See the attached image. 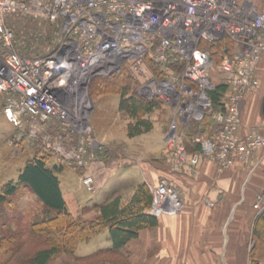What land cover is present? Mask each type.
<instances>
[{"label": "built area", "instance_id": "built-area-1", "mask_svg": "<svg viewBox=\"0 0 264 264\" xmlns=\"http://www.w3.org/2000/svg\"><path fill=\"white\" fill-rule=\"evenodd\" d=\"M32 14L52 26L53 45L46 54H25L17 47L10 18ZM228 36L232 50L214 63L202 39ZM264 54V11L236 0H0V94L7 120L16 125V141L39 138L42 151L84 169L81 185L96 188L88 171L96 158L87 143L91 138L87 85L95 75L118 73L125 63L146 80V95H157L172 108L165 135V162L173 172L194 170L202 159L218 170L231 166L234 157H252L264 148V132L241 130V102L257 90L258 62ZM147 58L162 67L154 76ZM183 65L182 71L168 67ZM59 81L61 89H47ZM227 84L224 109H212L209 91L217 82ZM43 85L39 86V83ZM210 113L219 125L213 138L194 137L200 150L189 153L184 126ZM182 126V128H183ZM55 128L53 135L49 129ZM184 129V128H183ZM71 140L73 144L66 146ZM148 212L173 215L183 208L174 184L160 177L150 185ZM256 203L264 207L261 195Z\"/></svg>", "mask_w": 264, "mask_h": 264}, {"label": "crops", "instance_id": "crops-1", "mask_svg": "<svg viewBox=\"0 0 264 264\" xmlns=\"http://www.w3.org/2000/svg\"><path fill=\"white\" fill-rule=\"evenodd\" d=\"M236 1L252 3L264 11V0ZM256 75L260 87L241 102L242 131L256 127L264 132V54ZM118 103L112 115L103 110L99 122L93 126L89 122L99 142L97 146L87 142L88 150L96 155L88 170L95 178L94 192L80 185V173L72 165L61 164L56 172L70 212L94 219L100 213L98 206L111 197L119 195L127 203L139 184H156L163 176L174 184L183 208L173 215L154 216L147 207L143 212L153 221L137 227L121 245H116L106 226L81 241L75 257L60 254L47 264H264V207L256 203L257 195L264 200V148L252 157L235 156L231 166L223 170L204 158L194 170L173 172L164 158L168 127L159 119L160 114L152 116L150 131L129 137L128 120L115 127L120 114L124 115ZM167 114L165 111V121ZM182 126L180 123L179 128ZM63 167L71 169L73 175L65 173ZM256 225L258 236L254 234ZM84 255L90 257L76 260Z\"/></svg>", "mask_w": 264, "mask_h": 264}, {"label": "trees", "instance_id": "trees-1", "mask_svg": "<svg viewBox=\"0 0 264 264\" xmlns=\"http://www.w3.org/2000/svg\"><path fill=\"white\" fill-rule=\"evenodd\" d=\"M199 46L207 48L214 63H218L223 56L222 49L224 47L227 48V53L231 52L232 41L228 36L213 41L202 39ZM147 63L152 64L148 58ZM152 65H154L156 75H163L162 67L154 63ZM168 67L181 71L183 65L174 62ZM142 79L144 78L140 74L134 72L129 64L125 63L118 73L107 76L95 75L90 81L88 89L91 96L97 93L120 95L118 109L130 119L126 125L129 137L149 131L152 128V122L147 114L163 103L157 95L149 97L137 93L135 84L136 82L142 83ZM226 89L227 84L221 81L217 82L215 87L209 91L214 111L224 109L222 98ZM187 123L185 125L187 136L183 141L186 151L189 153L200 150V143L193 140L197 129L207 136H211L215 134V129L218 127L210 113H206L200 120L191 119ZM51 158V153L36 149L33 156L24 163L16 181H8L1 187L0 206H4L0 207V216L8 215V211H4L5 206L12 207L14 205L13 198L20 187L31 189L39 197L43 205V214L41 217H36L28 229L24 227L19 229L18 227L19 231L15 232L8 227V221L0 222V226L4 227V234L1 236L3 242L0 241V264H9L13 260L16 264H47L52 257L60 254L75 257L74 253L78 244L88 240L106 226H109L116 245H121L129 236L135 234L137 227L153 221L150 215L143 212L145 208H149L151 202V193L146 183L137 186L127 203H123L119 195L111 197L107 202L98 206L100 213L94 219L88 220L81 215L75 216L70 212L63 199L56 176V172L62 165L55 164V162L51 164ZM13 218L14 216L11 217V220ZM262 219L264 223V216ZM258 229L256 225L254 234L257 236L259 235ZM22 232L27 235L22 236ZM27 244H39L40 246L30 250L29 253H24L23 249ZM17 253L19 256L14 259ZM89 257L88 255L76 256V260H86ZM253 263H255L254 260Z\"/></svg>", "mask_w": 264, "mask_h": 264}, {"label": "rangeland", "instance_id": "rangeland-1", "mask_svg": "<svg viewBox=\"0 0 264 264\" xmlns=\"http://www.w3.org/2000/svg\"><path fill=\"white\" fill-rule=\"evenodd\" d=\"M10 22L11 24H13V28L15 31L17 47L20 48L23 53L25 54L49 53L50 45H53V36H52L53 34L51 33V36L48 37L47 33H49L50 30H52L53 28L48 22H46L44 19H41L39 17H34L32 14H25V15L15 14L14 16H12V18H10ZM148 66L151 70L152 75L156 76V73L154 71V65L148 64ZM143 78L144 79H142V83H144V81L146 80V76ZM90 81L87 85V90L90 87V83H91ZM58 83L59 81L57 80L55 82H50L46 85V88L54 90L56 87H58L59 85ZM142 83L136 82L135 89L137 93L143 96H149V97L153 96L154 94L146 95L145 90H143L142 88V85H143ZM88 94H89V101L91 102L90 107H89L90 111H89L88 117H90L89 122L93 126L94 122L100 121L101 111L105 110L106 112H103V113H107V115L109 114L112 115L111 113L112 108H115V109L117 108L118 96L120 99V95L116 93H97L91 96L89 91H88ZM2 101H3L2 96L0 94V190L4 183L8 181H12V182L16 181L19 171L22 169L24 163L26 162V160L29 159V156L32 154L31 151H33V154H34V151H36V149L42 152L40 136L39 138H36L33 142H29L26 140L22 142H16L14 138V134L17 130L16 125L10 122L9 120H7V118L5 117L3 109H2ZM165 111L168 113L166 117V121L164 120V116H163ZM170 111L173 112L172 108L169 107L167 103H161L159 106L153 108L147 114V117L151 120V122H153L152 116L153 117L154 115L159 116L160 114L161 118L159 116V119L161 120V122L164 121L167 124L166 126L169 127V123L172 119L170 116ZM105 119H107V117ZM118 119H119V122H117V124L115 125L116 128H118L121 124H123L124 120L125 121L130 120L128 117L124 115L122 117V114H120ZM152 128H153V124H152ZM183 128L181 129L184 130V135H183V139H184L187 136V134L185 133V127ZM218 128H219V125L218 127H216L214 133H216ZM197 130L198 131H195L196 133H194L195 137L202 136L205 138H213L215 135V134L211 135L213 137L207 136L203 132L199 131V129ZM49 132L52 133L53 135H56L58 133V131L55 128L49 129ZM167 132H168V129L166 130V133ZM165 135H164V144H165ZM91 138L99 144L97 137L95 138L93 136V128H92ZM65 144L66 146H68L69 144H73V143L69 139L65 142ZM185 149H186V146H185ZM53 155L51 158L52 160H50V163L56 162L59 164H67L66 162H63L60 159H58L57 155L56 156L54 155L55 157H53ZM164 156H165V151H164ZM68 165H70L71 167L72 164H68ZM72 166L73 167L71 168H73L74 170L80 173L79 177H81L82 174L85 173L84 169L77 168L75 165H72ZM65 167H63L64 172L69 173L70 175H73L72 170L65 168ZM76 182H77V179L75 180V183ZM79 182H80V178H79ZM80 185H81V182H80ZM75 186H77V183L75 184ZM85 193L87 194L86 191ZM13 201H14V205L12 207L5 206V209H4V211H8L9 216L7 214L1 215L0 222L8 221L9 223L8 227L10 228V230L14 232L19 231L21 227L28 229L32 221L36 217H41L43 214L42 213L43 205L41 203V200L31 189L27 187H20L17 191L16 196L13 198ZM71 205L73 206L72 202H71ZM3 206L4 205L0 207H3ZM10 216L11 217L14 216V218L11 220ZM18 227L19 229H17ZM22 233H23L22 236L27 235L25 234V232H22ZM3 234H4V227L0 226V241L2 242L3 240L1 239V236ZM20 238L22 239L21 236ZM39 246H40L39 244L38 245L27 244L25 248L23 249L24 250L23 252L29 253L30 250L32 251V249H35ZM18 256H19V253L15 255L14 259H16ZM9 264H16V262L13 260Z\"/></svg>", "mask_w": 264, "mask_h": 264}, {"label": "bare ground", "instance_id": "bare-ground-1", "mask_svg": "<svg viewBox=\"0 0 264 264\" xmlns=\"http://www.w3.org/2000/svg\"><path fill=\"white\" fill-rule=\"evenodd\" d=\"M41 85H43V82H40L39 83V86H41ZM62 88V86H59L57 89L59 90V89H61Z\"/></svg>", "mask_w": 264, "mask_h": 264}]
</instances>
